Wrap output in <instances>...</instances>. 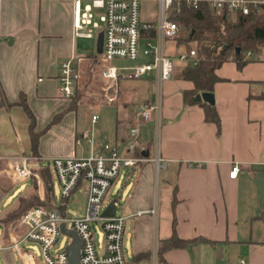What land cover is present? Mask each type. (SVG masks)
<instances>
[{
    "label": "crops",
    "instance_id": "1",
    "mask_svg": "<svg viewBox=\"0 0 264 264\" xmlns=\"http://www.w3.org/2000/svg\"><path fill=\"white\" fill-rule=\"evenodd\" d=\"M141 3L143 20L157 21L160 1ZM74 21L72 0L0 3V81L4 100L0 103V264H24L13 245L26 228L4 222L17 207L19 197L33 189L11 199L12 190L19 184L9 175L11 158L32 153L30 120L23 107L15 104L22 94L37 118L38 131L63 114L41 138L39 158L43 160L96 155L113 144L125 153L124 141L136 123V108L148 101L161 103L159 148L155 149V122L142 126L139 149L145 160L129 168L126 175L133 189L119 214L128 217L127 237L124 236L128 264H164L159 261L158 247L161 240L172 236L175 217L181 238L204 237L218 245L202 242L172 249L165 254L168 264H196L197 254L199 264H241V258L246 264H264V241L249 237L264 225V59L253 60L242 69L229 61L217 70L221 81L213 93L221 118L220 131L216 124L206 121L201 104L185 102L184 92L193 90L194 84L177 77L185 65L177 60L173 77L161 89L154 76L135 80L136 92H126L124 100L114 104L105 103L117 106L114 118L107 120L109 125L99 126L101 117L95 113L90 127L82 122L79 107L69 110L70 100L59 92L64 61L75 57L76 65L84 72L96 66L92 61L97 47L94 55L84 52L80 42L84 38L75 37L73 32ZM176 44L173 42V46ZM170 55L176 59L177 51L175 56ZM7 103L14 105L8 107ZM95 115L97 121L93 120ZM158 155L166 162L161 183ZM42 162L35 163V168H45ZM235 162L241 164L242 170L231 178ZM35 173L44 199L45 181ZM53 179L55 187L54 174ZM29 181L33 182V178ZM152 209H156L155 214L135 215ZM27 244L23 243L22 248L35 252L41 264L38 252L29 250ZM140 255L145 257L138 259Z\"/></svg>",
    "mask_w": 264,
    "mask_h": 264
},
{
    "label": "built area",
    "instance_id": "2",
    "mask_svg": "<svg viewBox=\"0 0 264 264\" xmlns=\"http://www.w3.org/2000/svg\"><path fill=\"white\" fill-rule=\"evenodd\" d=\"M2 0H0L1 3ZM75 11L73 32L75 37L84 39L98 38L104 33L103 52L96 53L94 72H100L109 83L104 86L108 103L118 98L119 84L124 79L141 80L154 76L159 87L173 77L176 64L174 57L167 53L168 41L176 42L180 26L170 19L169 9L185 1L197 5L200 1L209 4L212 12L225 19H235L238 15L250 14L251 8L264 5V0H159L160 16L155 22L142 18L141 0H72ZM155 31L154 37L148 33ZM144 39V46L141 45ZM177 60L183 64L196 65L199 62L196 49L175 45ZM143 56V58H142ZM136 62L135 65L117 66L115 61ZM92 64V63H91ZM93 65V64H92ZM91 65V66H92ZM83 71L76 65L75 57L62 63L60 76V95L71 99L80 82ZM1 103V81H0ZM136 123L130 128L128 138L124 141L125 153L115 144L102 150L99 154L86 157L59 156L49 159L57 183L60 186L61 205L34 207L21 217L18 227L26 230L13 247L24 264H38L35 252L22 248L23 243H37L41 251V264H68V245L55 250L60 237L65 235L61 229L62 223L75 230L83 246L81 249V264H128L124 236L127 216L117 213L114 217H103L106 209V197L112 186V181L120 175L123 168H135L144 158L136 157L134 152L141 148V128L150 122H155L161 128V103L144 102L135 110ZM97 121L98 116H93ZM3 157L0 154V163ZM43 159L32 154H20L11 158L10 177L18 183L31 180L35 175V163ZM156 162L161 170L166 162L157 156ZM242 170L241 164L235 162L230 171V177L236 178ZM2 172L0 165V174ZM85 190L86 203L82 214L71 213L68 208L71 197L79 190ZM156 213V209L140 210L135 215ZM97 223L104 234L103 245L95 239ZM241 264L246 260L241 258Z\"/></svg>",
    "mask_w": 264,
    "mask_h": 264
},
{
    "label": "trees",
    "instance_id": "3",
    "mask_svg": "<svg viewBox=\"0 0 264 264\" xmlns=\"http://www.w3.org/2000/svg\"><path fill=\"white\" fill-rule=\"evenodd\" d=\"M169 17L180 26L179 37L176 42L179 46H186L188 49H196L198 64H185L181 67L178 78L193 82L194 89L184 92V100L188 104L194 103L197 94L201 92H214L215 85L221 81L217 70L226 62H235L239 69H242L247 63L253 61L250 56L261 54L264 51V5L252 7L250 14L238 15L235 19H225L216 16L209 4L200 1L197 5L188 4L183 1L180 6L174 4L169 9ZM155 31L148 33L149 37H154ZM195 43V47L191 44ZM241 48L238 52L237 48ZM78 91L70 99L69 110H77L81 102ZM4 100L1 96V105ZM18 104L23 107L27 114L30 124L29 133L31 137V154L40 156L39 147L41 138L49 128L57 123L63 114L57 115L54 120L41 131L37 130V118L31 109L25 94L21 95ZM206 114V121L214 123L221 130V118L214 105L206 102H199ZM11 107L12 103L6 104ZM134 155L144 158V153L137 148ZM34 171L40 173L45 181L47 192L44 199L39 194V185L36 177H33V189L29 194L21 195L18 199V205L7 214L4 222L7 224L16 223L28 210L38 207L55 205L56 195L54 187L53 173L51 169L34 168ZM177 199H174V207ZM177 219L174 218V231L170 238L161 240L158 247V258L161 263L168 264L165 254L172 249H185L195 243H210L217 246L218 242L204 238L196 237L191 239L181 238L176 231ZM145 255L137 258L142 259Z\"/></svg>",
    "mask_w": 264,
    "mask_h": 264
},
{
    "label": "rangeland",
    "instance_id": "4",
    "mask_svg": "<svg viewBox=\"0 0 264 264\" xmlns=\"http://www.w3.org/2000/svg\"><path fill=\"white\" fill-rule=\"evenodd\" d=\"M81 44L84 45V52L86 54L94 55L96 53V47H97V39H81L80 40ZM141 45L142 47L144 46V39H141ZM168 54H173L174 56L176 55V48L173 46L172 41H168L167 43ZM192 47H195V43L191 44ZM177 57V56H176ZM254 60H260L264 59V51L261 54L257 55H251L250 56ZM143 58V56H142ZM174 60L176 61L177 58ZM178 61V60H177ZM115 65L117 66H123V65H135L136 62H130V61H120L117 60L114 62ZM88 69V68H87ZM109 82L104 80L103 77L101 76L100 72H93L91 71V67H89L88 70L85 72L83 71L82 78L80 82L77 84L76 91H78L80 98L82 99L80 104H79V116L82 119V122L85 125L92 124V115L95 113H98L101 117L99 121V126L101 125H109L107 124V120H112L115 116V111H116V105H107L105 104L107 102L106 97H105V91H104V86L107 85ZM135 80L134 79H129V80H121L119 84V92H118V98L115 102H112L111 104L116 103L117 101H121L122 99L124 100L125 96L127 93L131 94L136 92V88L134 86ZM123 88L124 94L121 91ZM127 92V93H126ZM122 95V98H120ZM67 99V98H65ZM69 100V99H67ZM109 106V107H106ZM130 112H132V107L129 109ZM111 123V122H110ZM91 127V126H90ZM160 129L157 128L155 124V149L158 150L159 148V138H160ZM49 159L50 158H44L42 164L44 166L49 165ZM129 168H123L120 172V175L115 178L112 181V186L108 192V195L106 197V204L111 202L114 199L118 200V213H121L124 211V208L126 206V203L129 199V195L132 192L133 189V183L131 180H128L126 178L127 172ZM160 176H159V182L161 183L162 179L164 178V170H160ZM132 179V178H131ZM127 181V182H126ZM160 185V184H159ZM33 187V182H24V183H19L11 192L12 196L11 199L14 200L21 191L24 190H29ZM59 191H60V186L59 184L55 181V195H56V201L55 204L57 206L61 205V200L59 196ZM14 198V199H13ZM45 198V197H44ZM86 203V194L85 190H81L80 192L75 193L68 204V208L70 209L71 213H76V214H82L84 210V205ZM20 219L16 222L18 224ZM262 228L255 233H253L250 238L256 241H264V225H261ZM94 227L97 229V233L95 235V239L97 240V243L102 246L103 245V240H104V234L101 229V227L95 223ZM128 225L126 222V229ZM127 237V231L126 235ZM72 241L71 237L67 235H63L60 237L59 243L57 244L55 250L58 251L60 249L65 248L68 244H70ZM125 244V243H124ZM27 247L29 250H36L38 252V256H41V251H40V246L37 243L31 242L27 244ZM125 247V245H124ZM195 253L199 252V249H196ZM127 257V254H126ZM197 258V259H196ZM196 264H199V257L198 254L196 256Z\"/></svg>",
    "mask_w": 264,
    "mask_h": 264
},
{
    "label": "water",
    "instance_id": "5",
    "mask_svg": "<svg viewBox=\"0 0 264 264\" xmlns=\"http://www.w3.org/2000/svg\"><path fill=\"white\" fill-rule=\"evenodd\" d=\"M103 45H104V33L100 32L97 38V53L101 54L103 52ZM238 52H240L241 48H237ZM207 102L210 105H215V95L213 92H201L196 95L194 102ZM117 203L118 200H112L106 207L103 212V217H114L117 213ZM264 220V214H263ZM61 229L63 233L69 237H71L72 241L67 247V251L69 254V263L68 264H81V249L83 246V241L79 234L66 226L65 223H62Z\"/></svg>",
    "mask_w": 264,
    "mask_h": 264
}]
</instances>
